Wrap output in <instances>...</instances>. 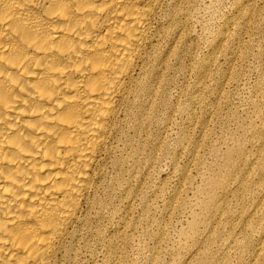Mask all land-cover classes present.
I'll return each mask as SVG.
<instances>
[{
	"label": "rangeland",
	"instance_id": "obj_1",
	"mask_svg": "<svg viewBox=\"0 0 264 264\" xmlns=\"http://www.w3.org/2000/svg\"><path fill=\"white\" fill-rule=\"evenodd\" d=\"M165 6L152 91L60 264H264V0Z\"/></svg>",
	"mask_w": 264,
	"mask_h": 264
},
{
	"label": "bare ground",
	"instance_id": "obj_2",
	"mask_svg": "<svg viewBox=\"0 0 264 264\" xmlns=\"http://www.w3.org/2000/svg\"><path fill=\"white\" fill-rule=\"evenodd\" d=\"M165 3L0 0V264H60L87 227L123 116L152 91Z\"/></svg>",
	"mask_w": 264,
	"mask_h": 264
}]
</instances>
